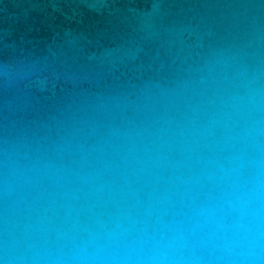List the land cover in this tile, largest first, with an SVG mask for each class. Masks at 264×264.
<instances>
[{
  "label": "clouds",
  "instance_id": "clouds-1",
  "mask_svg": "<svg viewBox=\"0 0 264 264\" xmlns=\"http://www.w3.org/2000/svg\"><path fill=\"white\" fill-rule=\"evenodd\" d=\"M0 264H264V61L221 50L0 141Z\"/></svg>",
  "mask_w": 264,
  "mask_h": 264
},
{
  "label": "water",
  "instance_id": "water-1",
  "mask_svg": "<svg viewBox=\"0 0 264 264\" xmlns=\"http://www.w3.org/2000/svg\"><path fill=\"white\" fill-rule=\"evenodd\" d=\"M225 49L264 61V0H0V141L54 137Z\"/></svg>",
  "mask_w": 264,
  "mask_h": 264
}]
</instances>
